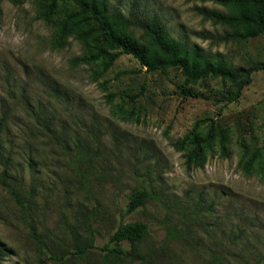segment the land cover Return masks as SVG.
Returning <instances> with one entry per match:
<instances>
[{"label": "rangeland", "instance_id": "1", "mask_svg": "<svg viewBox=\"0 0 264 264\" xmlns=\"http://www.w3.org/2000/svg\"><path fill=\"white\" fill-rule=\"evenodd\" d=\"M111 1L125 17L156 18L209 58L253 69L250 82L239 97L213 80L186 97L178 69L149 73L123 54L101 79L114 95L111 104L91 67L71 66L79 43L51 47L55 30L38 18V0H3L0 115L11 114L15 152L4 181L24 196L28 211L0 182V264H129L103 250L119 227L139 222L149 232L137 243L142 260L133 264H264V177L242 169L257 149L264 161V36L225 41L231 30L204 17L227 12L212 2ZM135 32L141 36V26ZM116 105L139 121L116 117ZM28 107L43 112L50 130L36 126ZM215 118L227 131L229 157L215 144L203 168L188 169L175 143L195 122ZM2 172L0 166V181ZM143 188L153 196L126 214L131 194ZM89 243L95 248L73 254ZM112 246L129 252L132 245Z\"/></svg>", "mask_w": 264, "mask_h": 264}, {"label": "trees", "instance_id": "2", "mask_svg": "<svg viewBox=\"0 0 264 264\" xmlns=\"http://www.w3.org/2000/svg\"><path fill=\"white\" fill-rule=\"evenodd\" d=\"M14 5H22V0H9ZM202 3L212 2L226 9L224 12L204 11V17L214 24L229 28L224 40L247 41L264 36V0H197ZM0 0V18L3 14ZM64 6V11L61 8ZM38 18L47 25H51L55 32L51 47L62 50L70 42L76 41L82 46V53L71 60V66H89L92 68L91 79L107 92L108 103L114 101V95L107 87L106 81L101 79L109 72L118 58L125 54L135 58L150 72H166L178 69L183 82L181 93L186 97H197L199 93L193 87L207 80L221 81L230 85L228 96L239 97L242 89L250 82L253 69L235 70L220 56L209 58L204 50L198 46H188L174 39L166 27L156 18L149 21H138L136 18L125 17L112 7L111 0H38ZM62 13L61 17L58 15ZM57 17V18H55ZM141 26L143 34L137 36L135 28ZM264 67V63L260 64ZM28 114L34 117L36 126L50 130L43 112H36L28 107ZM116 117L125 120L139 121L133 111H127L116 105L113 112ZM221 114L218 113L217 117ZM9 112L0 115V166L3 168L1 183L8 189L15 202L28 211V204L14 185L5 183L10 166L14 161V146L11 141L12 127ZM209 123L207 132L203 136L199 129L202 124ZM194 130L175 143L178 152H182L188 169L203 168L206 164L207 153L218 144L224 157H229L227 131L222 129L218 119L199 120L195 122ZM40 132V130L38 131ZM262 150L257 149L246 161L242 169L247 176L255 172L264 177V161H260ZM28 162H26L27 165ZM29 164V163H28ZM30 166V165H29ZM85 179V177H84ZM153 193L143 188L131 194L126 214L135 212L144 206ZM149 232L145 223H133L119 227L105 246V253L115 257H124L133 264L142 260L137 243ZM131 243L129 252L112 246L122 242ZM95 248L93 243L77 249L73 254L84 255ZM3 248L0 241V261ZM222 258V257H220Z\"/></svg>", "mask_w": 264, "mask_h": 264}]
</instances>
